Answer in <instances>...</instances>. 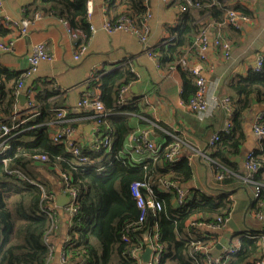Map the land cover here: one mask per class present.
<instances>
[{"label": "trees", "instance_id": "obj_1", "mask_svg": "<svg viewBox=\"0 0 264 264\" xmlns=\"http://www.w3.org/2000/svg\"><path fill=\"white\" fill-rule=\"evenodd\" d=\"M170 1L178 7L187 6L188 11L183 12L185 15L177 26L169 28L171 38L157 49V58L163 69L176 68L181 72L182 97L188 102L197 91L196 76L191 73L188 63L183 66L181 60L187 59L189 50L195 51L198 57L200 55L197 42L207 28L202 27L199 19L208 18L216 24L228 26L233 32L242 28L229 22V12L249 19L253 18V12L242 5L230 6L225 0ZM147 12L146 0H107L106 15L112 24L126 16L141 27ZM193 12L198 15L194 16ZM36 14L62 19L78 34V45L92 37L88 0H34L24 8L23 18L34 20ZM9 32L0 26V38ZM20 76L11 77L0 69V117L10 127L15 126L10 134L0 138V144L6 142L10 146L8 162H0V264H49L51 260L53 251L46 243V237L54 221L42 209L50 208L56 191L51 181L41 175V169L54 176L62 186L61 174H66L78 193L77 213L71 219L64 246L63 257L67 264H139L131 252L147 248L154 234H158V243L163 246L162 257L156 264H204V255L195 250L193 243L208 245L210 238L202 239L196 226L198 223H217L219 218L227 220L234 213L233 203L224 192L214 197L193 190L183 204L177 203L175 194L162 192L160 182L163 180L182 185L193 178V168L187 158L165 161L168 144L163 145L156 160L148 159L142 164L115 158L134 132L131 120L134 114H138L132 103L127 102L121 108L118 106L121 90L137 80L132 68L128 64L122 65L110 73H103L96 82L102 91L101 101L110 112L100 128L101 133L110 136L111 148H104L96 154L83 149L90 155L87 164H79L65 145L55 142L52 137V122L56 121L57 110L63 109L58 100H52L58 95L55 89L46 88L35 93V112L30 111L27 104L23 112L18 113L20 115L16 113L18 86L23 80ZM230 87L242 99L231 107L230 132L223 134L211 149L216 177L219 174L225 176L219 183L238 170L239 165L232 158L242 152L248 98L251 95L264 96V65L260 71L254 70ZM262 123L260 126L264 127ZM36 156H46L47 160L42 162ZM247 164L258 169L253 177L260 186L256 206L264 200V180L261 178L264 148L256 151ZM244 167L247 169L246 163ZM137 181L152 185L155 197L162 202V210L147 209L143 213L131 193V185ZM54 213L58 216L57 210ZM142 215L144 221L139 224ZM128 229L131 230L129 233ZM240 241V248L227 263L249 264L260 257L261 247L257 241L247 235L240 236Z\"/></svg>", "mask_w": 264, "mask_h": 264}, {"label": "crops", "instance_id": "obj_2", "mask_svg": "<svg viewBox=\"0 0 264 264\" xmlns=\"http://www.w3.org/2000/svg\"><path fill=\"white\" fill-rule=\"evenodd\" d=\"M0 1L3 5L2 14L12 19H22L24 8L34 2V0ZM225 1L230 6L247 7L253 12V18L242 23L241 30L233 32L228 26L216 24L208 18H200L199 22L211 35L220 31L231 41V57L226 59L222 50L211 41L205 58L202 59L195 51L189 50L185 60L189 67L198 70L208 81L209 98L230 97L232 107L242 97L234 93L230 86L239 78L249 76L255 70L258 58L264 57V0ZM170 2L149 0L148 8L152 18L149 21L148 42L145 45L136 34L125 31L109 33L105 29L107 0H88L89 23L94 27V31L87 53L79 60L75 59L77 40L69 33V26L54 15H43L33 21L27 36H17L15 30L9 29V34L0 38L3 41L9 39L15 41L12 52L7 53L0 49V69L11 77L21 75L29 68L28 56L33 46L45 43L52 59L42 62L37 72L25 77V86L18 92L19 105L16 113H22L26 108L27 101L22 105L19 95H26L28 89L35 93L46 88L55 89L58 95L52 100H58L63 109L67 110V118L76 130L79 143L90 153L92 144L101 137V125L97 124L98 112L94 105L80 106V103L86 98L95 97H99L101 101L102 91L96 84L100 81L101 75L128 64L137 76L132 85L126 86L124 94L125 104L127 102L134 104L138 112L131 120L133 131L141 133L148 131L149 139L155 144H168L169 147L178 145L180 154L176 160L187 158L193 168V178L182 184L187 193L192 195L193 190H199L217 197L224 192L228 193L233 203L234 213L220 229L211 230L202 223L196 226L197 233L202 239L209 237L208 242L215 245L214 256L220 257L228 247L240 248V236L264 232V220H260L256 215L257 210L264 211V200L255 206L257 202L255 185L243 162L244 155L262 151L264 148V137L258 136L254 131L256 124L260 125L262 122L264 124V96L251 95L248 98L249 105L244 111L242 152L232 158V161L239 165L238 170L226 181L219 183L212 166L210 142L226 125L229 113L225 108L219 107L197 116L188 108L189 101L185 102L182 97L181 72L176 68L167 70L160 66L157 49L171 38L169 28L177 26L185 15L177 4ZM193 15L198 14L193 12ZM7 86H10V83ZM107 112L109 115L110 112ZM57 127L58 123L52 122V133ZM172 134L175 138L170 137ZM146 157L131 158L136 164H140ZM40 172L51 181L56 191V203L57 194L65 195L62 183L57 182V179L45 170L41 169ZM261 178L264 180V171ZM55 209L59 225L52 235L54 250L49 264H67L63 255L71 226V215L68 206L55 205ZM230 220H233V224H230ZM236 228L241 231L240 234L236 232Z\"/></svg>", "mask_w": 264, "mask_h": 264}, {"label": "built area", "instance_id": "obj_3", "mask_svg": "<svg viewBox=\"0 0 264 264\" xmlns=\"http://www.w3.org/2000/svg\"><path fill=\"white\" fill-rule=\"evenodd\" d=\"M147 4L149 0H146ZM168 1V0H165ZM2 2L0 1V26H4L7 29H13L17 32V36H27L29 33L30 26L33 24V21L37 18H40V14H36L34 20L22 18V19H12L7 15L2 14ZM181 12L188 11V7L185 5L179 6ZM152 18V14L150 9L148 8V12L143 20V24L141 27H138L134 24L133 21L128 19L126 16H122L116 24L110 23L107 19L105 24V29L109 33H113L116 31H125L136 34L141 42L147 45L150 27L149 21ZM250 19L246 16H242L236 12H229V22L232 23L234 26H241L244 22H249ZM67 24V23H66ZM90 29L93 31L94 27L90 24ZM69 33L72 37L76 40L78 38V34L69 28ZM92 38V37H91ZM90 41V40H89ZM89 41L82 42L78 45L77 53L75 54V59L79 60L82 55H85L89 48ZM220 48L223 52V55L226 59L231 57L232 51V43L228 39H226L221 33L217 32L215 35H211L208 29H204L200 34V39L197 42L199 57L205 58V53L209 47L210 42ZM167 43V42H166ZM165 43V44H166ZM15 41L14 39H9L7 41H3L0 39V49L4 52H12L14 50ZM149 55H152L149 51H147ZM52 59V55L49 53V48L45 43H38L35 44L32 48L30 55L28 56L29 68L21 73L20 78H22V82L19 83L18 92L24 88L25 77L37 72L39 66L42 62L50 61ZM181 64L186 66V60L182 59ZM264 65V57H259L256 63L255 71H260ZM191 73L196 76V85L197 91L195 95L189 100L187 106L188 108L195 113L197 116H200L206 112H212L216 108L222 107L225 108L228 113H231V102L232 99L230 97H223L219 98L217 96H213L211 99L208 96L209 93V84L208 81L202 77L201 73L196 70L195 68L190 69ZM124 87L118 97V106L125 105V90ZM27 96V104L30 111L35 112V92L31 89H28L26 92ZM92 104L96 108L98 115L96 118L97 124L101 125L104 122L105 117L108 115V112L104 106V104L100 101L99 97H95L92 99H84L81 105H88ZM19 115V114H18ZM68 112L66 109H58L56 115V123H58V127L54 133H52V137L55 142L62 143L65 145V148L68 152L72 153L79 164H87L90 162V155L85 152L83 149L84 147L79 143L76 137V130L73 125L69 123L67 118ZM15 128V126L10 127L8 124L4 122L3 119L0 118V138L8 135L11 131ZM231 123L228 119L224 128L216 133L211 142L210 147L214 148L216 144L220 141L223 134H227L230 132ZM254 131L260 137H264V127L256 124L254 126ZM170 137L175 138V135H170ZM163 145L155 144L153 141L149 139L148 131L141 132H132L124 145V150L121 151L115 158L122 160L126 158L127 160H132L131 157L138 156L145 158V161L148 159L156 160L159 157ZM104 148L110 149L111 148V138L109 135L101 133V137L95 140V142L91 146V152L96 154L101 152ZM9 150L10 146L6 142L0 144V162L7 163L9 158ZM180 151L178 145H172L167 148V153L165 156L166 162H175L177 157L179 156ZM255 156V152L248 153L245 155L244 163H246V170L250 173L252 177V182L255 185L256 190V198L259 196L260 193V186L256 181H253V177L257 172V167L255 165L247 164V162L253 159ZM37 160H41L42 162L47 160L46 156H36ZM144 161V162H145ZM142 162V163H144ZM135 163V162H134ZM140 163V164H142ZM136 164V163H135ZM18 173V172H16ZM64 182H63V193L70 198V204L67 205L71 219L77 213V206L76 200L78 197L77 190L72 187L71 181L66 174H61ZM225 178L224 174L217 175V180L222 181ZM161 191L164 193H173L175 194L177 203L183 204L187 198L188 193L184 189L183 185L179 184L178 182L170 181V180H163L160 182ZM146 192L144 194L143 192ZM131 193L132 196L135 198L138 207L143 211V213L147 209H151L152 211H160L162 210V202L155 197V191L150 183L137 181L131 185ZM43 212L48 214L50 218L53 219L54 225L51 231L48 233L46 237V243L49 244V248L51 251L54 250L52 235L58 229L59 225V217L54 213L55 209V199L53 204L50 208H43ZM257 218L260 220H264V211L257 212ZM144 221V215L140 217L139 224ZM227 220L218 219L217 223L213 224H204L207 228L211 230H218L222 226L225 225ZM131 230L128 229L127 233ZM125 237H128L127 235ZM250 239H253L258 242L259 246L261 247V255L257 260L250 262L249 264H264V232L260 234L248 235ZM159 236L158 234H154L149 239V244L147 247H150L153 252L150 256V261L146 263L143 258L142 254L144 253L145 249L142 251L140 248L134 249L131 252V255L139 261V264H156L160 260L163 254V246L158 243ZM128 240V238H125ZM193 246L195 247L196 251L201 252L204 255L205 263L204 264H227L229 257L236 254L239 247H228L223 251V254L220 257H215L212 254V251L215 245L212 242H209L208 245H203L200 242H194Z\"/></svg>", "mask_w": 264, "mask_h": 264}, {"label": "water", "instance_id": "obj_4", "mask_svg": "<svg viewBox=\"0 0 264 264\" xmlns=\"http://www.w3.org/2000/svg\"><path fill=\"white\" fill-rule=\"evenodd\" d=\"M19 101L22 105H24L27 101V96L25 94H20L19 95ZM245 160V155L243 157V162ZM70 204V198L66 195H63L61 193L57 194V202L55 203V205L57 207H63V206H67ZM230 224H233V220H230ZM237 233H241L240 230H238L237 228L235 229ZM230 238V236L228 237ZM220 247V246H219ZM153 250L150 247H147L144 251V253L142 254V258L143 260L148 263L150 261V256L152 254Z\"/></svg>", "mask_w": 264, "mask_h": 264}, {"label": "rangeland", "instance_id": "obj_5", "mask_svg": "<svg viewBox=\"0 0 264 264\" xmlns=\"http://www.w3.org/2000/svg\"><path fill=\"white\" fill-rule=\"evenodd\" d=\"M54 177V176H53Z\"/></svg>", "mask_w": 264, "mask_h": 264}]
</instances>
